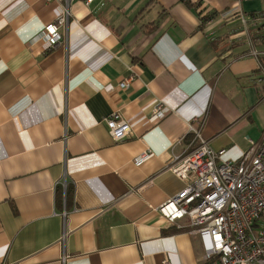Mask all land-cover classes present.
Returning a JSON list of instances; mask_svg holds the SVG:
<instances>
[{
	"label": "crops",
	"instance_id": "1",
	"mask_svg": "<svg viewBox=\"0 0 264 264\" xmlns=\"http://www.w3.org/2000/svg\"><path fill=\"white\" fill-rule=\"evenodd\" d=\"M62 6L0 0V264H202L156 208L183 189L168 168L190 128L231 161L264 133V0H75L43 51ZM114 112L131 128L117 143Z\"/></svg>",
	"mask_w": 264,
	"mask_h": 264
},
{
	"label": "built area",
	"instance_id": "2",
	"mask_svg": "<svg viewBox=\"0 0 264 264\" xmlns=\"http://www.w3.org/2000/svg\"><path fill=\"white\" fill-rule=\"evenodd\" d=\"M92 1L85 0V4ZM62 2L61 14L55 22L45 25L34 37V43H39L43 51L64 42L59 30L68 31L75 0ZM236 14L244 23L238 10H228L221 18L225 22ZM253 55L264 79V64L259 59L264 52H253ZM131 80L132 77L123 80L119 87L128 88ZM261 81L258 79L259 83ZM154 113L158 120L165 116L161 106ZM104 124L116 143L131 135L130 125L118 112L105 118ZM198 125L190 128L192 150L182 156H172L168 168L181 180L183 189L156 211L178 229L199 237L202 264H264V133L257 142L249 141V149L238 161H231L222 158L224 151H213L209 147L200 133L201 124ZM152 156L150 150H145L132 159V164L140 167ZM183 219L188 221L186 229L177 224ZM163 264L170 262L165 259Z\"/></svg>",
	"mask_w": 264,
	"mask_h": 264
}]
</instances>
